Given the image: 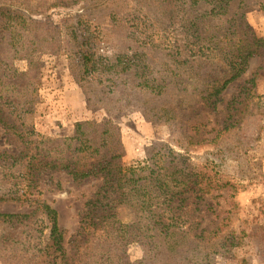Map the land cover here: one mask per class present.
Listing matches in <instances>:
<instances>
[{"label": "trees", "instance_id": "16d2710c", "mask_svg": "<svg viewBox=\"0 0 264 264\" xmlns=\"http://www.w3.org/2000/svg\"><path fill=\"white\" fill-rule=\"evenodd\" d=\"M253 2L0 0V132L7 144L0 203L31 208L0 211L4 264H216L217 257L264 264V199L257 214L234 218L237 195L264 184L262 165L246 155L264 118V97L253 94L264 77V37L247 19ZM79 3L81 10L69 9ZM35 47L65 57L87 107L109 116L78 120L66 136L39 133L43 72ZM256 57L259 66L246 76ZM128 109L177 134L151 146L152 164L139 172L130 198L114 120ZM60 171L75 185L96 180L73 251L58 211L34 195L43 176L52 181ZM122 203L131 222L118 215ZM138 241L141 253L131 258L128 248Z\"/></svg>", "mask_w": 264, "mask_h": 264}, {"label": "rangeland", "instance_id": "374dc122", "mask_svg": "<svg viewBox=\"0 0 264 264\" xmlns=\"http://www.w3.org/2000/svg\"><path fill=\"white\" fill-rule=\"evenodd\" d=\"M83 3L69 7L73 11L83 8ZM252 9L247 12V19L255 32L264 37V0H254ZM37 15V18L45 17ZM33 57L41 61L40 70L43 72L38 90L39 103L35 112L34 122L36 130L41 134L66 136L72 133L74 124L78 120L107 118L109 113L104 109L91 110L87 107L86 98L79 86L70 75L67 59L61 55L43 53L38 47L33 49ZM261 62L260 57L253 58L246 71L250 76ZM18 67L26 65V61L18 62ZM234 83L230 92L236 90L238 84ZM253 94L255 97H264V77L257 80ZM114 120L121 129L124 151L121 157L123 192L130 198L138 186V174L141 170L149 168L152 164L150 148L154 143L173 139L164 123L154 124L146 121L142 114L134 109L118 112ZM263 130L259 140L247 152L251 163L262 165L264 173V118L260 121ZM0 132V149L7 147ZM47 176L37 184L35 197L49 202L58 211L59 225L65 233L66 248L70 251L71 237L76 232L81 212L85 209V201L95 189L96 180L91 179L73 184L72 180L62 171L53 173L52 181H47ZM57 182L59 187H57ZM35 189V188H34ZM39 191V192H37ZM264 199V184H255L236 197L239 204V213L234 215L236 222L240 219L258 213V201ZM31 208L26 204L19 205L8 201L0 203L2 212H29ZM119 217L125 222L133 220V213L127 204L122 203L117 208ZM142 250L140 241L132 243L128 252L131 258L139 256ZM0 264L3 259L0 256ZM216 264H232L230 261L217 257Z\"/></svg>", "mask_w": 264, "mask_h": 264}]
</instances>
